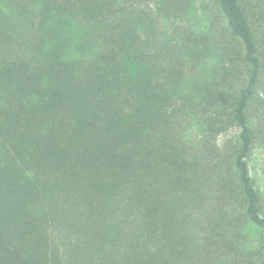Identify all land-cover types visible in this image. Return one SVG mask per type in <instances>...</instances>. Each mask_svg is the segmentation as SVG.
I'll return each mask as SVG.
<instances>
[{
	"label": "trees",
	"instance_id": "trees-1",
	"mask_svg": "<svg viewBox=\"0 0 264 264\" xmlns=\"http://www.w3.org/2000/svg\"><path fill=\"white\" fill-rule=\"evenodd\" d=\"M0 264H264V0H0Z\"/></svg>",
	"mask_w": 264,
	"mask_h": 264
},
{
	"label": "rangeland",
	"instance_id": "rangeland-1",
	"mask_svg": "<svg viewBox=\"0 0 264 264\" xmlns=\"http://www.w3.org/2000/svg\"><path fill=\"white\" fill-rule=\"evenodd\" d=\"M252 174L254 175V170L252 171ZM258 176V175H257Z\"/></svg>",
	"mask_w": 264,
	"mask_h": 264
}]
</instances>
